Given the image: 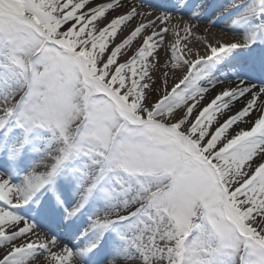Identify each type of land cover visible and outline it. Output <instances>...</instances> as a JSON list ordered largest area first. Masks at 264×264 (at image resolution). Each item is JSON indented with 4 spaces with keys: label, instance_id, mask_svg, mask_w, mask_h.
<instances>
[{
    "label": "snow or ice",
    "instance_id": "obj_1",
    "mask_svg": "<svg viewBox=\"0 0 264 264\" xmlns=\"http://www.w3.org/2000/svg\"><path fill=\"white\" fill-rule=\"evenodd\" d=\"M163 8L0 0V264H264V0Z\"/></svg>",
    "mask_w": 264,
    "mask_h": 264
},
{
    "label": "bare ground",
    "instance_id": "obj_2",
    "mask_svg": "<svg viewBox=\"0 0 264 264\" xmlns=\"http://www.w3.org/2000/svg\"><path fill=\"white\" fill-rule=\"evenodd\" d=\"M154 1L155 0H143V3L145 5L153 6V7H155V6H162L160 3L159 4H156ZM201 27H203V25H201ZM197 34L199 35L200 33H197ZM203 35H206L207 36L208 34L207 33H204ZM209 38L211 39V36H209ZM229 38H230V36H229ZM190 43L193 46H195V47H199L200 48V51H201V54H203V51H204L203 48L200 47L199 43L194 38L191 39ZM181 46H183V42H182V45Z\"/></svg>",
    "mask_w": 264,
    "mask_h": 264
},
{
    "label": "rangeland",
    "instance_id": "obj_3",
    "mask_svg": "<svg viewBox=\"0 0 264 264\" xmlns=\"http://www.w3.org/2000/svg\"><path fill=\"white\" fill-rule=\"evenodd\" d=\"M169 86H171V81L169 82Z\"/></svg>",
    "mask_w": 264,
    "mask_h": 264
}]
</instances>
